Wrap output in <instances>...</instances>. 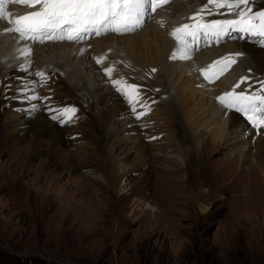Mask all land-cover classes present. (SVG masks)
Listing matches in <instances>:
<instances>
[{
    "label": "rangeland",
    "instance_id": "rangeland-1",
    "mask_svg": "<svg viewBox=\"0 0 264 264\" xmlns=\"http://www.w3.org/2000/svg\"><path fill=\"white\" fill-rule=\"evenodd\" d=\"M180 2L175 0L173 9ZM143 28L146 27L131 33H139ZM106 34L110 33L100 36ZM137 38L140 40V35ZM222 42L225 41H218ZM250 42L253 45L246 42L242 47L253 48L251 51L264 65V47L254 45L255 40ZM188 74L193 75L190 71ZM253 79L243 82L255 88L258 82H264V75H254ZM104 85V82L100 83V86ZM106 85L111 88L110 84ZM6 99V93L0 92V105ZM106 99L110 109L114 108V100ZM53 100L57 101L56 98ZM147 100L145 113L150 111L152 103L149 98ZM128 109L124 117L113 116V123L123 130L134 125L150 129L148 121L143 123L140 116L139 119L135 117L139 115L136 111L133 114L131 108ZM183 118L182 110H178L173 121V141L164 131L148 139L145 134L149 130L144 131V135L134 129L126 134L119 133L118 137H124L122 141L130 143L143 138L148 143V155L140 158L143 159L141 162L136 153L133 156L139 166L144 161V168L152 167L148 183L138 195L140 198L133 205L131 215L119 212L118 198L107 190L97 170L64 171L61 165L56 167L44 161L46 154L43 151L28 161L26 157L20 161L19 155H26L24 147L30 142L31 136L27 134L16 145H2L0 264H264V154L256 152L254 147L246 150L249 143L239 141L237 136L243 130H235L224 138L223 145L215 148L202 137L198 148H204L203 154L196 155L195 159L185 157V145L179 135L183 131L180 123ZM2 123L0 120V127ZM69 129L64 130V135L73 133L76 128ZM107 129L110 127L104 126V133ZM96 132L99 131H93ZM43 136L41 140H45ZM152 140H157L153 146L149 144ZM76 143L69 148L74 150L79 144ZM157 149L161 153H156ZM64 151L56 149L55 153L61 155ZM126 153V146L118 144L113 158L120 159ZM130 163L127 161L125 167ZM136 170L140 171V168ZM131 173L134 178L138 177L139 173ZM160 177H173L166 183L169 187ZM20 180L24 187L19 193L16 184ZM147 202L155 205L157 210L145 209ZM203 207L206 209L202 210Z\"/></svg>",
    "mask_w": 264,
    "mask_h": 264
},
{
    "label": "bare ground",
    "instance_id": "bare-ground-1",
    "mask_svg": "<svg viewBox=\"0 0 264 264\" xmlns=\"http://www.w3.org/2000/svg\"><path fill=\"white\" fill-rule=\"evenodd\" d=\"M180 3L173 9L172 16L175 18L172 19V22L169 21L168 23L171 29L174 30L178 22L184 21L183 13L191 12L193 9L192 14H195L190 18L195 17L199 12V19H206L202 15L200 16V14L207 0H190L187 3L181 1ZM197 4H199L198 7H196ZM164 12L165 8L157 9L155 16L164 15ZM223 19L227 18L219 16V18L211 20ZM2 27L3 23L0 21V30ZM145 27V30L143 28L139 33L128 32L118 35L117 33L111 34L110 32V34L99 35V37H95L92 33L90 34V37L93 39L92 51L95 53L96 62L100 60L97 66L99 65L102 70L111 69V72L107 74L115 77L117 81L123 79L122 73L130 72L131 69L136 70L135 72H131L132 74L139 75V82L133 80L127 83L122 82L121 84L137 86L138 99L135 103V109L138 105L143 104L136 112L138 114L144 113L140 115V119L143 123L148 121L150 129H141V126L134 125L129 128L126 126L124 130L119 125L113 123L112 117L119 115L124 117L128 114L127 109L129 107L132 108V105H129L128 102L126 104L127 99L124 95H121L122 97L118 96L121 92L113 91V88L117 86L109 88L105 84L104 90V86H100V83L104 79L91 62L88 51L84 48L86 41L56 40V42L35 44L34 58L36 63L38 65H48L50 63L58 68L57 75L46 72L44 75L48 73L49 81L43 82L35 80L32 76H27L28 70L23 69L22 71H18L16 69L21 61H18L17 57L20 51L17 52L15 50L21 43L16 40V37H10L8 34L1 33L0 31V69H4L5 73L8 72L3 81L4 83L7 82V85L2 90V92L6 93L8 99L0 105V120L3 121L0 127V149L4 147L2 145H16L24 134H27L28 137L31 136L30 142L24 147V150L27 151L26 155H19L21 157L20 161L25 157V160L28 161L30 157L43 151L46 154V158L43 159L44 161L52 163L56 167L61 165L64 171L78 168L97 170L99 176H101V182L105 183L107 190H110L111 193L113 192L112 194L118 198L119 212H127L128 215L133 213V205L139 200L140 196L138 195L145 187L144 185H147L150 173H152L150 172L152 167L149 169L144 168V161L139 166L138 161L133 156L136 153L137 159L141 162L148 153L146 152L148 143L143 138L136 139V142L132 140L130 143L126 140L122 141L124 137H118L121 132H125L126 134L134 129L138 133H141L149 130L145 136H152L164 131L165 134H168V138L172 140L175 138L173 131L174 117L177 115L178 110H182L184 118L179 122L182 125L183 131L181 132L182 135L181 133L179 135L180 139H183L181 142L185 145V157L190 158L192 156L195 159L196 155L203 154L204 148H198L203 138H206L208 143L215 148L223 145L221 143L226 141L224 138H227V135L235 130L239 132L243 130L237 136L239 137V141L249 143L246 145V150L254 147L256 152L264 154V128L256 129L251 127L250 129L245 123V119L243 120L240 117L242 114L222 107L216 99L225 92L233 90L236 92H246L249 95L253 92L261 91L260 82L256 84L255 88L241 82L242 77L249 75L246 71V65L250 67L255 65L254 69L258 70V75H264V65L262 61L258 60L254 52L251 51L253 48L242 47L246 42L252 43L238 40L218 43L219 40H216L211 43L218 44L212 46L209 44L210 46L206 49L197 51L199 53L196 52V56L185 53L169 62L166 61V58L173 42L167 34L168 26H164L163 28L162 23H155V19L150 17ZM134 34L136 35L131 36ZM139 35L140 40L137 38ZM112 36L116 38L113 39ZM116 42H118L117 45H115ZM237 48L246 49L252 62L247 63L246 58L241 59L239 56H235ZM230 54L233 55L236 63L231 65L222 74H217L210 80L205 79L202 72L195 69V63L198 65V68L201 67L200 70H203L210 68L215 61ZM262 55L264 54L262 53ZM190 57L192 60H190ZM111 59L120 62L122 73L118 72V70L113 71ZM123 59L128 61V65ZM83 62L88 64V66H84ZM188 71L192 72L196 78L193 75H189ZM211 71H208L209 74H211ZM236 79L239 81L234 82ZM32 84L34 85L31 86ZM237 84H239V87H234ZM38 87L47 89L41 95L44 98L43 100L33 90L30 91L32 92L30 93V97L35 95L38 100H32L29 96L23 95L22 92H17L21 88L23 90V88L36 89ZM51 90H54L55 94H51V96L46 95ZM261 94H264V91H261ZM107 97L114 100V102L112 101L113 105H115L112 108L113 110L110 109ZM53 98H56L57 101L53 100ZM147 98L152 103L149 106L150 111L145 113L143 109L148 101ZM32 105H36L35 111L32 110ZM45 106L49 108L46 109L44 108ZM66 107L76 109L74 117L70 122L60 123L58 119L52 118L54 115H57V109ZM98 107L100 109L97 112L96 109ZM10 117L12 118L9 119ZM20 117L23 120H19ZM98 121H100V127L98 126ZM104 126L110 127V129L106 130V133L103 130ZM69 128L76 129L72 130L73 133L64 135V130H68ZM22 131L23 133L18 135ZM93 131L99 132L93 133ZM98 134H101V136H98ZM14 135L18 136L15 137ZM42 135H44L45 140L40 139ZM126 139L129 140V137H126ZM152 141L149 144L153 146V143L157 140ZM76 142L79 143L78 146H76ZM99 142L101 143L99 144ZM102 142L103 146L101 145ZM73 143L76 144L74 150L71 149ZM109 144L111 145L109 146ZM118 144L126 146L128 153L124 154L120 159H115L113 158V154L117 150ZM99 146L101 147L99 148ZM153 148L151 150L154 153L155 150ZM56 149L61 151L66 149V151L61 155H56ZM17 150L18 146L16 147ZM156 151H158L156 153H161L158 149ZM180 157L184 158L183 155ZM140 158L143 159L140 160ZM127 161L131 162V165L126 168L125 164ZM138 168H140V171L136 170ZM132 171L139 173L137 178H134L131 173ZM160 178L165 185L173 179V177ZM23 187L24 183L21 180L17 182L16 188L19 193L23 190ZM145 209L157 210L155 205L153 207L148 202ZM203 209H206V207H203Z\"/></svg>",
    "mask_w": 264,
    "mask_h": 264
},
{
    "label": "snow or ice",
    "instance_id": "snow-or-ice-1",
    "mask_svg": "<svg viewBox=\"0 0 264 264\" xmlns=\"http://www.w3.org/2000/svg\"><path fill=\"white\" fill-rule=\"evenodd\" d=\"M7 2L11 0H0V17L5 16L3 4ZM21 2L38 5V10L19 16L12 21L14 26L8 31L19 34L21 40L31 39L39 42L45 40L81 41L89 33L101 35L108 31L130 32L141 26L146 6L153 11L159 6L157 0H21ZM161 2L166 3L167 0H161ZM209 4L215 5L216 8L227 7L230 12L235 10L237 18L203 22L199 19L198 12L193 17L196 23L183 24L172 33L179 40L185 52L189 47L185 38L195 41L203 36L206 39L220 40L234 31L257 37L260 46L264 47V10L253 12L248 6L250 0H209ZM234 55L239 56L240 53ZM97 63H100V60H97ZM235 63L236 60L232 54L226 55L210 66L211 74L207 70H201V72L205 79L210 80ZM105 72L110 73L111 69H105ZM36 75L43 77L44 74L37 73ZM245 79L247 78L242 77L241 82ZM112 83L117 86V91L126 97L135 113V103L138 99L137 86L123 85L116 80ZM234 87H239V84ZM261 91H264V82H261ZM261 91L249 95L246 92L233 90L225 92L216 99L222 107L242 114L253 128L260 129L264 128V94H261ZM30 99L37 100L38 98L33 95ZM31 108L35 111L36 105H32ZM56 112L57 115L52 118L58 119L60 123H67L74 117L76 109L66 107L57 109ZM143 114L137 115V119Z\"/></svg>",
    "mask_w": 264,
    "mask_h": 264
}]
</instances>
